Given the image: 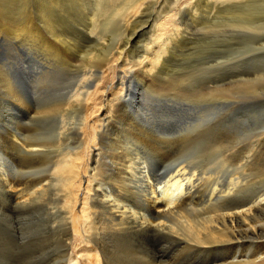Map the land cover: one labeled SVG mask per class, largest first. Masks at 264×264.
<instances>
[{
	"label": "bare ground",
	"instance_id": "obj_1",
	"mask_svg": "<svg viewBox=\"0 0 264 264\" xmlns=\"http://www.w3.org/2000/svg\"><path fill=\"white\" fill-rule=\"evenodd\" d=\"M92 1L94 12L85 17L84 27H78L80 39L75 44L56 22L60 29L50 37L31 21L22 27L32 34L37 48L58 52L51 42L60 46L67 64L74 63L78 53L82 57L96 55L108 46V37L100 36L98 25L106 28L114 23L125 31L98 68H84L67 91L50 87L35 91L27 66L11 68L12 78L7 86L4 83L7 93L0 95L5 100L0 104V198L4 199L0 201L5 203L4 214L23 216L41 209L53 216L46 229L63 226L60 240L67 255L65 264H264L263 227L256 220L264 213V190L240 194L235 176L203 178L202 171L187 160L163 165L169 157L167 140L159 135L164 122L159 117L150 120L145 111L156 82L177 52L192 50L181 46L191 41L188 32L184 34L186 19L197 26L205 15L212 19L223 11L221 7L251 0H170L174 5L169 0ZM149 6L165 9L169 16L161 20L174 21L169 31L165 32L161 21L157 26L147 18L140 23ZM45 24L51 26V21ZM152 31L156 37L149 41L151 46L136 51L142 37ZM72 45L76 54L69 52ZM64 46L66 50H62ZM107 70L115 72L109 84L104 74ZM100 92L101 106L97 100ZM77 109L81 116L74 121L69 113ZM40 164L47 169L31 172ZM16 168L27 174H13ZM185 214L187 221H182ZM193 220L195 226L190 224ZM27 243L13 244L17 247L14 254L29 248ZM179 252L182 257L173 256ZM207 259L211 262L203 263Z\"/></svg>",
	"mask_w": 264,
	"mask_h": 264
},
{
	"label": "rangeland",
	"instance_id": "obj_2",
	"mask_svg": "<svg viewBox=\"0 0 264 264\" xmlns=\"http://www.w3.org/2000/svg\"><path fill=\"white\" fill-rule=\"evenodd\" d=\"M92 2L94 1L0 0V95L4 92L2 94L4 97L7 93L4 83L7 86L10 82L14 65L19 66L17 68L27 66L28 71H31L33 75L31 83L35 91H41L45 87L67 91L78 80V75L83 73L84 68L88 66H94L93 69L98 68L100 61L111 53L113 47L124 37L125 28L121 25L112 23L106 26L107 29L105 25L104 27L102 24L98 25L97 30L99 29L100 36L108 37L109 43L107 48L101 47L104 49L96 55L88 54L82 57L81 54H76L78 51L75 52L72 45L69 52H75L76 57L71 64L65 63V52H61V47H58L56 43L51 42V47L58 52L37 48L30 36L32 34L22 29L24 24L27 25L31 21L30 23H36L39 28L37 29L44 36L50 37L51 32L60 29L57 26L62 27L69 36L68 40L75 44L80 39L78 29L84 27L88 20L85 17L94 12ZM171 3L174 5V2ZM150 6L148 15L140 19V23L149 19L156 25L161 21L165 23V32L169 31L174 21L167 23L161 20L162 16H169L165 14V9H161L160 6H155L153 9ZM221 8L223 11L217 13L212 19H210L211 15H205L203 19L205 22L202 21L197 26H193L191 21L186 19L184 34L187 35L188 32L191 41L189 45L186 42L181 46L191 47L192 50L185 48L177 52L176 57L167 65L162 77L156 82L157 87L151 94L156 101L152 99L145 111L146 113L148 111L150 120L159 117L164 122L161 128L162 134L159 135L167 140L169 157L163 165L187 160L197 171H202L203 178H216V176L234 178L235 176V181L238 179L237 183L239 182V193L246 192L253 195L264 190V0L244 1L231 7ZM37 11L39 15L41 14L40 16ZM172 18H174L173 15ZM48 20L51 21V26L45 24ZM54 22L60 24L56 26ZM82 23H84L83 26ZM154 33L155 31L146 33L135 50L143 51L145 46H151L149 41L155 39ZM72 36H77L75 41ZM62 50H66V47L64 46ZM57 54L59 55L54 57ZM105 69L106 67L103 70ZM104 74L107 75V78L104 77L106 84L114 81V71L107 70ZM4 78L10 80L6 82ZM137 92L139 94V91ZM102 93L100 92L97 97L100 106ZM3 97H0V104L5 102ZM0 112H3L1 106ZM69 114L74 121L81 116L78 109ZM155 124H157L156 127H160L156 121H154ZM40 168L47 169L45 165L40 164L31 172H42ZM17 169L13 170V174L17 172L22 176L27 174H22ZM80 195L82 197L83 193ZM0 200L4 201L3 198ZM3 201H0V264H11L12 261L15 264L17 262H19L17 264L22 262L23 264H65L67 255L62 239L60 240L63 235L61 223L56 230L46 229L55 218L47 213H41V209L40 213L38 210L32 211L31 214L24 213L27 218L24 214L10 216L8 213L9 217H4L7 214H4L6 211ZM263 215L264 213L256 218L259 225L262 223L261 235H264V217H260ZM22 217L25 219L22 220ZM181 220L187 221V214ZM200 220L204 225L208 224L203 219ZM190 224L195 226L196 221H190ZM184 233L186 234L187 230ZM14 241L15 243L30 242L27 243L30 247L22 248L19 250L20 253L15 255L14 251L17 247L13 245ZM6 256H9L10 260ZM29 256H33L32 259L36 258L33 261ZM173 256L182 257L183 254L179 252ZM206 261L211 262L207 259L203 263Z\"/></svg>",
	"mask_w": 264,
	"mask_h": 264
}]
</instances>
